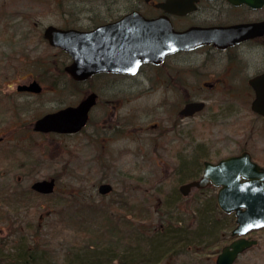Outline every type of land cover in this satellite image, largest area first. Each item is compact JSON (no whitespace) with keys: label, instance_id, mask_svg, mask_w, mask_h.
<instances>
[{"label":"rangeland","instance_id":"374dc122","mask_svg":"<svg viewBox=\"0 0 264 264\" xmlns=\"http://www.w3.org/2000/svg\"><path fill=\"white\" fill-rule=\"evenodd\" d=\"M68 4L75 8L71 0H0L1 249L12 244L20 233L33 243L46 245L50 264H65L77 255L85 258V248H91L94 236L102 242L103 237L97 232L103 233L101 225L107 219L147 235L168 223L173 224L168 226L173 231L186 226L194 231L196 211L202 208L198 199L211 202L212 214L208 211V215L214 224V219L222 217L214 205L216 191L192 190L183 197L178 188L201 176L204 161L215 163L233 148L226 150L222 146L220 127L214 128L197 118L193 133L186 127L187 131L176 135L165 151L166 147L157 142V131L148 127L160 119L153 106L157 95L134 97L130 104L116 107L115 112L112 103H101L95 116L110 119L104 125L114 121L122 124L111 137L103 134L100 125L97 137L96 124L73 136L31 132L29 124L48 109L31 108L28 97L17 94L16 86L29 77L48 86L49 73H58L60 66L49 62L56 52L47 47L42 31L48 25L61 26L65 19L62 12ZM45 96L35 98V102L41 104ZM96 117L91 121H99ZM253 154L255 161L264 165V155L260 151ZM49 178L56 181L52 196L30 194L32 183ZM102 183L112 187L105 196L97 192ZM11 193H18L20 200H1ZM89 205L95 206L99 215L86 222L92 224L90 228L75 229L73 219L80 221L82 211L88 210ZM75 213L80 214L74 216ZM214 231H207L206 245L195 244L157 264H214L223 234L221 229Z\"/></svg>","mask_w":264,"mask_h":264},{"label":"flooded vegetation","instance_id":"af4514ba","mask_svg":"<svg viewBox=\"0 0 264 264\" xmlns=\"http://www.w3.org/2000/svg\"><path fill=\"white\" fill-rule=\"evenodd\" d=\"M71 1L75 8L68 4L63 10L65 19L61 26L47 27L78 33H72L69 43L84 48L81 58L96 61L98 71L76 79L68 71L74 62L72 55L44 39L45 27L42 38L56 52L48 61L60 66L58 73H49L48 86L29 77L15 90L28 97L31 108L48 109L29 124L32 133L73 136L96 124L97 137L99 125L103 134L111 137L122 124L114 121L104 125L110 119L96 117L99 105L112 103L115 112L116 107L130 104L134 97L154 94L158 98L154 111L160 119L148 127L157 131V142L166 147L165 151L176 135L187 131L186 127L192 134L195 119L199 118L209 126L220 127L222 146L226 150L233 148L221 159L248 154L253 163L264 169L253 154L260 151L264 155V0ZM170 43L180 49L139 64V58L131 52V48L141 45L158 47ZM90 51L94 56H85ZM33 83L38 85V92L19 88ZM42 94H46L45 100L36 103L35 98ZM90 95L95 96L94 105L88 111L85 126L77 133L33 131L39 118L77 107ZM190 103H201V110L183 115L182 110ZM14 107L18 111L16 102ZM93 116L99 121L92 122ZM0 139L1 143L3 136ZM205 189L215 190L216 194L218 191L213 185ZM214 205L218 207L216 196ZM221 215L214 219L213 230L223 232L214 264L222 250L238 240L251 242V246L238 251L231 264H264V227L233 236L237 226L234 212L221 211Z\"/></svg>","mask_w":264,"mask_h":264},{"label":"water","instance_id":"95a60500","mask_svg":"<svg viewBox=\"0 0 264 264\" xmlns=\"http://www.w3.org/2000/svg\"><path fill=\"white\" fill-rule=\"evenodd\" d=\"M72 33L78 34L49 26L44 30L43 37L50 45L59 47L72 55L74 62L68 71L78 79L98 71L99 65L93 59L81 58L80 53L84 51V48L69 43L73 36ZM178 49L180 48L174 43L158 47L146 44L131 48V52L140 59H138L139 64L141 61L147 62L152 58L161 57ZM181 49L185 48L182 46ZM85 56L93 57L94 53L90 51ZM19 88L39 91L36 83ZM94 98V95H90L81 101L77 107L44 115L35 121L33 131L58 134L77 133L86 124L88 111L94 105ZM201 108V103H190L184 107L182 114L189 115L200 111ZM254 109H256L255 106ZM209 185L218 188L216 194L218 208L225 213L234 212L237 226L233 231V236L236 234L244 235L248 231L264 227V169L253 163L248 154L221 159L215 164L204 161L201 177L181 185L178 190L182 196H187L190 190L205 189ZM30 189L40 195H51L55 191V179L36 181L32 183ZM111 191V185L106 183L100 184L97 188V192L101 196H105ZM250 246L251 242L245 240L233 242L218 255L216 264H231L238 251ZM229 249L231 250L229 251Z\"/></svg>","mask_w":264,"mask_h":264},{"label":"trees","instance_id":"16d2710c","mask_svg":"<svg viewBox=\"0 0 264 264\" xmlns=\"http://www.w3.org/2000/svg\"><path fill=\"white\" fill-rule=\"evenodd\" d=\"M29 192L39 196L33 191ZM18 196V193H11L1 200L4 201L5 199L9 203L17 202V200H20ZM196 201L202 205V208L196 211L197 229L195 228V232H190L188 226L180 228V231H173L169 228L173 224L168 223L167 228L149 231V235H147L138 233L135 228L128 227L125 224L114 225L110 219H107L105 225H101L103 233L97 232L103 237L102 242L100 238L98 239V236H94L93 240L90 241L91 248H85L91 255L87 252L85 253V258L77 255L76 259H69L65 264H111L113 261L118 264H157L167 258L180 255L181 250L188 247L191 248L195 244L206 245L209 238L206 235L207 231L213 230L216 226L212 225V222H210L211 217L208 215L209 203L211 202L199 199ZM94 208L95 206L89 205L88 210H83V216L80 221L71 217V219L75 220L74 224H72L75 229L82 231L85 226L89 227V225H92L86 222L94 215H99L98 212L94 211ZM209 213H211V210ZM79 214L75 213L74 216H79ZM135 217H138V215H135ZM217 230L215 229L214 232ZM186 233L188 236H185ZM204 238L205 240H203ZM3 249L0 247V261L3 264H50L46 245L38 242L33 243L20 233L14 237V240L12 239V244L3 245ZM76 249L81 250L83 248L76 247ZM89 256L90 258H88Z\"/></svg>","mask_w":264,"mask_h":264}]
</instances>
